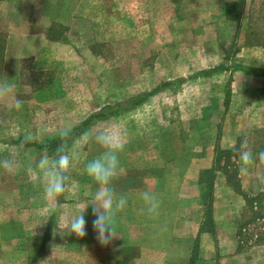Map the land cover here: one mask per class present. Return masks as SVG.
Segmentation results:
<instances>
[{
	"label": "rangeland",
	"instance_id": "374dc122",
	"mask_svg": "<svg viewBox=\"0 0 264 264\" xmlns=\"http://www.w3.org/2000/svg\"><path fill=\"white\" fill-rule=\"evenodd\" d=\"M176 1L178 7L190 5L192 11L216 13L237 9L232 6L237 0ZM225 1L231 2L225 5ZM247 2L245 9L241 7L238 11L243 9L256 14V19L248 22L264 44V0ZM220 34L217 32L216 36ZM211 44L207 43V47H125L124 44L119 47H71V57L75 60L70 59L66 71L20 77V81L37 92L19 111L21 131L0 132V140H20L23 144L35 145L21 149L6 147L5 158L0 148V264H80L84 256L86 264H93L95 252L105 245L98 242L92 228L94 216L89 196L96 185L83 173V166L101 151L94 142L100 130H111L123 145L118 154L120 170L112 185L133 190L134 220H141L142 187L149 188L155 195L158 209L164 215L172 203H179L182 179L187 174L183 165L174 161L177 153L183 154L185 147L194 146L190 142L196 135L191 132L192 128L199 130L207 123L218 126L229 117L225 115V105L220 103L211 107L210 113L202 110L191 92L190 82L176 87L178 82L168 83L167 80L201 72L207 69L210 61L219 63L228 53V47H215L217 44L208 47ZM164 84L171 86L154 92L133 108L120 107ZM204 87L206 85L201 84L197 90ZM26 91L30 90L23 86L21 93ZM110 112L113 114L109 115ZM95 115L105 116L92 121L76 138L65 143L74 145L80 157L72 162L66 173L65 192L57 200L45 199L35 165L42 156L53 153L42 146L60 138V130H72ZM27 132L34 135L31 142L24 140ZM244 133L234 150L217 153L212 168L203 170H212V174L208 171L209 174L198 181L197 189H182L185 202L191 194L192 204L197 200V216L201 222L197 241L190 246L191 264H264V220L257 219L245 202V197L252 200L258 194L264 195V161L242 165L238 160L242 143L256 157L264 152V131L256 125L252 131ZM19 150L21 157L17 154ZM5 161L10 168L4 166ZM144 168H149L147 181L141 180ZM160 169L168 173L165 185ZM125 175L128 180L122 178ZM85 207L86 234L82 238L62 235L57 225L64 229L70 216L82 212ZM150 226L145 230L135 226L129 238H138L137 242L143 240L151 247L149 264H174L173 255L177 250L164 234L165 229L153 228L152 223ZM142 231L145 232L143 238ZM152 231H157L156 236ZM44 239L51 243L48 245L51 256L41 260L46 248ZM156 245L157 253L152 248Z\"/></svg>",
	"mask_w": 264,
	"mask_h": 264
},
{
	"label": "crops",
	"instance_id": "0c3cea01",
	"mask_svg": "<svg viewBox=\"0 0 264 264\" xmlns=\"http://www.w3.org/2000/svg\"><path fill=\"white\" fill-rule=\"evenodd\" d=\"M230 2L225 1V5ZM177 3L176 0H0V78L15 79V93L27 103L37 91H32L20 77L66 71L70 59L75 60L71 57V47H119L122 44L125 47H207V43H212L208 47H214V44H217L215 47H228V53L219 63L210 61L207 69L201 72L167 80L168 83L178 82L176 87L190 82L191 92L202 110L210 113L211 107L220 103L225 105V115L229 117L218 126L207 123L199 130L190 128L196 133L190 141L194 146L185 147L184 153L179 155L178 152L174 159L183 165L187 174L183 176L182 189H197L198 181H202L208 171L212 174V170H203L212 168L217 153L234 150L245 136L244 132L252 131L256 125L264 131V44L260 43L248 22L255 20L256 14L245 10L238 14L226 10L216 13L192 11L190 5L184 8L178 7ZM247 3L244 0V9ZM217 32L221 34L216 36ZM217 67H223V70L201 75ZM254 71L261 74L256 75ZM201 84L206 87L199 91L197 88ZM214 85L219 89L216 92ZM23 86L30 91L21 93ZM18 115L19 112L11 109V100L0 97V132L21 131ZM256 122L259 124L255 125ZM34 145L23 144L20 140H0L2 158H5L6 147L21 149ZM17 152L21 157V150ZM253 156L252 163H262L255 153ZM160 172L165 185L167 170ZM122 178L129 179L128 175ZM141 180H149V168L143 169ZM112 186L117 193L127 195L128 204L118 215L119 236L95 252L93 264H149L151 247L143 240L137 242L138 238L133 240L129 236L135 226L145 230V227H151L150 223L153 228L165 229L164 234L174 244L177 250L173 255L174 264H191L190 246L197 241L201 225L197 200L192 204V194L185 202V192L181 189L178 206L172 203L165 215L160 209L149 214L143 205L141 220L136 221L132 211L133 190ZM142 189V193H150L149 188ZM156 233L152 231L154 236ZM141 234L143 238L145 232ZM45 242L41 260L51 256L48 252L51 243L48 239ZM44 247L45 244L41 246ZM152 248L153 252H159L157 245ZM81 260L80 264H86L85 256Z\"/></svg>",
	"mask_w": 264,
	"mask_h": 264
},
{
	"label": "clouds",
	"instance_id": "9594fccd",
	"mask_svg": "<svg viewBox=\"0 0 264 264\" xmlns=\"http://www.w3.org/2000/svg\"><path fill=\"white\" fill-rule=\"evenodd\" d=\"M16 87L15 79L0 78V97L9 98L11 109L19 112L22 110L23 101L16 95ZM70 131L68 128L60 130L58 135L62 138V142L57 147L55 154L42 156L35 165L39 172L40 188L45 199L57 200L65 192L68 181L66 173L72 162L80 158L74 145L63 142V139L70 135ZM33 139L34 135L31 132H27L24 136L25 142H31ZM94 142L101 151L99 155L84 163L83 173L96 185L95 190L89 196V206H91L94 216L92 228L96 233L98 242L101 245H107L119 236L118 215L128 204L127 195L117 193L112 186V181L120 170L118 154L123 145L109 129L98 131L94 137ZM256 159L264 161V152L258 153ZM239 160L242 165H250L254 160L253 153L243 143L239 151ZM4 166L11 167L7 161L4 162ZM141 199L149 214H154L157 211L159 202L155 195L143 192ZM87 207L82 212H74L64 229L57 225L62 235L66 233L82 238L86 234L84 213Z\"/></svg>",
	"mask_w": 264,
	"mask_h": 264
},
{
	"label": "trees",
	"instance_id": "16d2710c",
	"mask_svg": "<svg viewBox=\"0 0 264 264\" xmlns=\"http://www.w3.org/2000/svg\"><path fill=\"white\" fill-rule=\"evenodd\" d=\"M243 3H244V0H237V3H234V4L232 3L233 4L232 6L237 7L236 11L235 10L234 11H230V10L227 11L226 10V11L231 13V14H238L239 12H241L243 10L242 9L241 11L240 10L238 11V9H240L241 7L243 8ZM221 70H223V67H217V68H213V69H210L208 71H205V72L201 73V75H208V74H212L215 72H219ZM253 73H255L256 75L261 74L260 71H254ZM169 86H171V84L161 85V87H159L158 89H154L153 92L146 94L140 98L131 99L129 102H127V104L121 105L120 107L122 109L133 108L136 105L143 103L146 99H148L150 96H152L154 94V92L160 90L161 88L169 87ZM107 114H109V113H107ZM112 114L113 113L110 112L109 115H112ZM103 116H105V115H95L93 117H89L83 123H81L78 127L72 129L70 131V135L68 137L64 138L63 142L69 143L70 141H72L74 138H76L79 135V133L81 132V130L83 128H85L87 125H89L92 121L97 120L99 118H103ZM61 142H62V138L60 137L58 139H55V140L49 142L48 144H46L42 147L45 149L51 150V152L54 155L56 148L61 144ZM245 202H248L249 209L254 211V214H255L257 219L264 220V215H261V213L264 214V195L258 194L257 196L253 197L252 200L251 199L248 200L245 197Z\"/></svg>",
	"mask_w": 264,
	"mask_h": 264
}]
</instances>
